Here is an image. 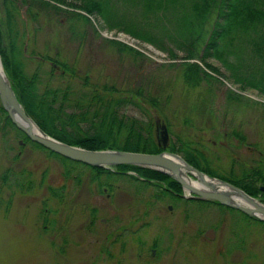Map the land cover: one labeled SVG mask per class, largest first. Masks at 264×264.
I'll return each instance as SVG.
<instances>
[{
	"label": "rangeland",
	"instance_id": "obj_1",
	"mask_svg": "<svg viewBox=\"0 0 264 264\" xmlns=\"http://www.w3.org/2000/svg\"><path fill=\"white\" fill-rule=\"evenodd\" d=\"M2 1L0 61L5 73L10 74L9 65L16 59L26 74H37L39 90H45L48 83L50 88L69 85V90L77 93L72 98L104 84L125 94L137 86L141 90L146 87L157 94L156 110L172 140L179 138L199 149L206 167L235 179L252 165L264 169L261 64L224 56L240 67L247 81L254 80L262 89L237 81L231 69L214 57L205 61L217 71L199 58L189 60L199 63L213 79L185 84L182 63L187 61L183 58L187 52L178 48V38L162 31L159 34L157 27L153 32L162 34V49L107 27L104 15L79 7L81 0H11L6 7L14 12L15 4L17 11L8 34ZM116 13V18L123 14ZM125 13V19H137L140 24L152 21L143 20L136 7ZM180 22L176 27L179 36H187L186 21ZM165 24V32L172 34L170 25ZM142 29L140 25L139 31ZM236 45H229L227 52ZM246 47L241 57L250 51ZM171 51L176 56L172 57ZM46 56L66 62L74 73L65 72ZM143 106L146 112L134 105L120 111L140 121L150 115L154 124L155 108ZM7 130L0 129V264H264V224L241 212L209 204L186 219L184 204L171 202L165 195L151 201L153 189L139 183L101 175L99 179L108 186L105 191L104 185L91 180L92 171L82 166L73 167L71 176L65 178L61 162L27 141L20 145L13 129ZM49 186L60 194L54 196ZM141 214L145 216L138 220ZM209 227L215 230L213 240L203 235ZM154 240H158L160 251L152 256L149 247Z\"/></svg>",
	"mask_w": 264,
	"mask_h": 264
},
{
	"label": "trees",
	"instance_id": "obj_2",
	"mask_svg": "<svg viewBox=\"0 0 264 264\" xmlns=\"http://www.w3.org/2000/svg\"><path fill=\"white\" fill-rule=\"evenodd\" d=\"M10 1L11 0L2 1L5 8L4 22L8 34L10 29H12L14 12L17 11L15 4L14 12L12 9L6 7ZM81 1H83V3L79 4V7L86 12H96L97 15H104L109 23V26L107 24V27L124 31L133 37L155 45L159 49H162L160 46V40L163 32L170 38H178V48L187 52L183 57L187 61L182 63L183 80L185 84L198 85L203 79H213L214 76L201 68L199 63L196 61L190 62L189 60L199 58V60L206 66L217 71L205 61L208 57H214L221 59L226 67L231 69V75L237 81H246L248 84L262 89L254 80L247 81L246 76L243 75V71H240V67H234V64L229 61L227 62L224 56L231 54L240 60L241 58H248L251 63L255 62L258 65L261 64L264 68V0ZM113 1L117 4L116 6L113 4ZM39 5L42 6V3L40 2ZM131 7L138 8V12L143 16V20L152 21L147 22L146 24H140V21L137 22V19H125V12H128ZM118 11L123 14H120L119 18H116L118 16V13L116 12ZM139 14L137 15L140 16ZM131 16L132 15L129 17ZM162 19L166 20L163 24L160 23ZM109 20L111 22H109ZM180 21H186L185 31L187 32V36H179L180 33L177 28L181 25ZM165 23L170 25L173 30L172 34L165 32L167 31ZM140 25L143 27L141 32L139 31ZM154 27H157L159 34L160 31H162V34L158 35L154 33ZM1 37L2 32L0 31V42ZM108 40L113 44H121L116 39ZM181 40L182 42L179 43ZM231 44L237 45L232 47V51L227 52V47ZM246 46H248L250 51L241 57L245 48H247ZM125 47L128 50L134 51L128 46ZM11 50H13V44H11ZM170 53L172 57L176 56L173 51ZM45 59L52 62L57 61L48 56H46ZM238 64L239 63L236 65ZM57 65H59L65 72L70 70V73H74V70L66 62L57 61ZM9 66L11 69L10 74L6 73L11 81L12 88L18 100L38 126L50 136L67 144L87 149L108 148L149 153H157L161 151V148L157 146L155 141L154 125L150 115L147 117L148 120L140 121L137 118L127 116L126 113L120 111L121 108L126 105H134L138 109L145 111L146 109L143 108V104L148 105L150 108L154 107L157 109V94L153 95L148 88L145 87L141 90V86H137V88L135 87L136 89L133 88V91H127L125 94L114 85L108 86L104 84L100 88L95 87L93 92L82 93L83 96L81 94L78 98H72V96H74V94L77 95V93L69 90V85L63 89L60 87L50 88V83H48V85L45 86V90L41 91L39 90V78L36 73L26 74L21 68V63L16 59L13 60ZM250 75L254 78V73H251ZM50 76L52 78L53 74L51 73ZM77 109L80 110L76 111ZM0 114L1 131H6L7 127H9L13 129L18 137H23L24 140L31 142L29 138L18 130L10 121L1 104ZM234 135L243 139V136L239 133H235ZM177 139V142L171 139L167 150L174 153H180L182 157L194 167L205 171L211 176L226 180L240 187L252 196L256 197L258 194H261L258 186H252L248 182L251 172L250 170L243 171L241 177L237 179L219 175L206 167L207 160L199 149L191 147L189 142H183L180 141L179 138ZM33 144L47 152L49 158H52L51 156H53L57 162H61L65 178L71 176L73 167L82 166L89 168L92 171V181H96V183L98 182L99 186L105 184V182L103 183V181L99 179V176L103 174L101 171L104 169L72 161L53 153L36 143ZM115 168L118 170H134L139 176L145 177L146 179L165 182L168 187L180 191V185L176 181L157 170L125 164L115 166ZM255 172L256 181L264 184V169L256 168ZM104 175H107L109 180L112 178L126 177L124 174L121 176L113 171H106L103 176ZM127 176L128 177L125 178L127 182L132 183L138 181L139 185H147L145 183L146 181H139L132 175ZM5 178L6 175H4L3 179L5 180ZM73 179L76 180L75 178ZM27 188H29V185ZM47 188L53 192L54 196L60 194V192H55L52 186ZM109 189L111 190V187ZM164 195H168V197L172 199L177 198L164 189L158 190L153 196L160 199ZM261 195H264V193ZM93 214H95V212H93ZM244 216L247 217L246 215ZM259 222L264 224V221Z\"/></svg>",
	"mask_w": 264,
	"mask_h": 264
},
{
	"label": "water",
	"instance_id": "obj_3",
	"mask_svg": "<svg viewBox=\"0 0 264 264\" xmlns=\"http://www.w3.org/2000/svg\"><path fill=\"white\" fill-rule=\"evenodd\" d=\"M0 104L18 130L31 141L62 157L96 168H111L125 164L154 169L176 181L181 186L184 192L183 196L186 198L216 201L221 205L239 210L245 215L264 221V204L261 201L230 182L210 176L193 167L179 154L167 150L170 144V134L166 123L155 109L152 110L155 125L154 136L157 146L162 151L146 153L119 149H87L55 139L44 132L25 111L3 68L0 69ZM33 126L37 128V131L33 130ZM191 177L195 180H192ZM190 179L201 185L189 183ZM260 190L264 192V186H261ZM204 236L213 240L215 231L209 228L205 230Z\"/></svg>",
	"mask_w": 264,
	"mask_h": 264
},
{
	"label": "flooded vegetation",
	"instance_id": "obj_4",
	"mask_svg": "<svg viewBox=\"0 0 264 264\" xmlns=\"http://www.w3.org/2000/svg\"><path fill=\"white\" fill-rule=\"evenodd\" d=\"M20 139L18 140V143L20 144V145H22V146H24L25 145V143H26V140H24V138L23 137H19ZM31 141V140H30ZM28 142V144H30V145H32L34 148H39V147H37V146H35L33 143H36V142H33V141H31V142H33V143H31V142H29V141H27ZM37 144V143H36ZM37 145H39V144H37ZM40 149V153H41V151H44V150H42L41 148H39ZM162 151V150H161ZM169 151V150H168ZM160 152V151H159ZM171 152V151H170ZM158 153V152H157ZM52 157V159H54L55 160V157H53V156H51ZM56 161V160H55ZM256 165H252L250 168H251V172H250V177H249V179H250V185H252V186H258L259 187V190H260V186H263L264 184L263 183H258L257 181H256V167H255ZM102 169H104L103 171H101V173H103V174H105V172L106 171H113V172H115V173H118V174H120L121 176L124 174L126 177L125 178H127L128 176L127 175H132V176H134L135 178H137L139 181H146L145 183L147 184V185H145V187H147V188H152L153 189V191L151 192V201H153V200H159L158 198H155L153 195L156 193V192H158V190H160V189H164V190H166L168 193H170V194H172V195H174L175 197H177L176 199H172V198H169L168 197V195H165V196H167L169 199H170V201L171 202H178V203H181V204H184V209H183V212H184V218H189L190 216H191V214L190 213H192L193 211H195V210H197L198 208H200V207H202L203 205H209V204H212V205H215V206H217L218 208H221V209H225V210H231L229 207H227V206H224V205H221L220 203H218V202H216V201H206V200H198V199H193V198H186V197H184L183 196V194H184V192H183V190H182V188H181V186H180V191H176V190H173L172 188H170V187H168L167 186V184L165 183V182H162V181H157V180H154V179H146L145 177H142V176H139L138 175V173L136 172V171H134V170H118V169H116L115 167H112V168H102ZM161 173V172H160ZM264 173V172H263ZM102 174V175H103ZM163 174V173H162ZM167 176V175H166ZM113 177H115V176H113ZM124 177H121V179H123V180H126ZM170 178V177H169ZM127 181V180H126ZM125 181V182H126ZM134 182H136V183H138V181H134ZM109 186H111V184L109 185ZM108 186H106V185H104L103 186V190H107L108 188H107ZM112 188V187H111ZM63 191V190H62ZM262 192V191H261ZM264 193V192H263ZM107 195H109V194H107ZM256 198L258 199V200H260V201H262L263 203H264V196L263 195H261V194H258V196H256ZM148 201H150L149 199H148ZM150 201V202H151ZM151 205H152V203H151ZM211 206V205H210ZM167 208L169 209V210H171V208H172V205L171 204H169V205H167ZM145 214V213H144ZM143 216H145V215H138L137 216V219L139 220L141 217H143ZM90 222H91V220H90ZM209 228H212V227H209ZM209 228H207V229H209ZM126 229H128V227L127 228H125V230ZM213 229V228H212ZM214 230V229H213ZM215 231V230H214ZM205 232V231H204ZM203 235H204V233H203ZM156 239V238H155ZM142 243V242H141ZM149 249H150V254L152 255V256H154V255H156V253H158L159 254V251H160V249L158 248V240H154V242L153 243H151V245H150V247H149ZM172 264V263H171Z\"/></svg>",
	"mask_w": 264,
	"mask_h": 264
},
{
	"label": "bare ground",
	"instance_id": "obj_5",
	"mask_svg": "<svg viewBox=\"0 0 264 264\" xmlns=\"http://www.w3.org/2000/svg\"><path fill=\"white\" fill-rule=\"evenodd\" d=\"M2 60H1V63H0V69H2ZM4 70V69H3ZM33 130H35V131H37V128L35 127V126H33ZM207 180H209L207 177H205ZM188 182L189 183H193V184H195V185H201L199 182H197V181H192L191 179L190 180H188Z\"/></svg>",
	"mask_w": 264,
	"mask_h": 264
}]
</instances>
